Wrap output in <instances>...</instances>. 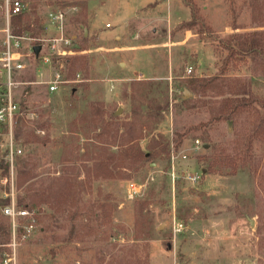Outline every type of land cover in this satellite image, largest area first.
<instances>
[{
    "label": "rangeland",
    "instance_id": "obj_1",
    "mask_svg": "<svg viewBox=\"0 0 264 264\" xmlns=\"http://www.w3.org/2000/svg\"><path fill=\"white\" fill-rule=\"evenodd\" d=\"M193 1L211 29L200 37L179 28L190 18L183 0H31L40 19L51 9L76 8L68 14L66 31L76 43L87 39L80 53L87 68L71 76L65 71L66 82L55 93L43 84L21 89L22 110L37 118L24 120L18 141L20 166L27 163L32 172L22 188L14 178L15 199L31 184L40 190L53 184L57 202L52 208H28L36 229L18 240L15 249L9 246V219L0 211V264H264L257 233L260 227L264 234V182L258 186L254 173L258 163L264 175V142L254 144V159L234 174L222 163L212 166V149L230 150L234 127L208 122L221 97L187 90V81L218 74L227 54L219 41L264 28L251 21L249 0ZM232 22L240 29L233 31ZM187 33L195 36L182 43ZM27 60L32 67L22 80L31 81L38 73L45 78L48 71L39 61L32 55ZM226 74L243 80L264 99V75L255 73L250 63L232 62ZM95 111L105 122L114 117L118 123L138 121V145L147 152L149 142L156 140V157L121 168L112 179L91 175L102 150L119 151L95 141ZM199 124L205 126L192 130ZM187 130L178 149L185 158L175 170L173 185L170 150L176 136ZM27 132L46 143L25 142ZM193 176H199L197 184ZM129 181L140 188L130 201L125 191ZM7 192L0 184V209ZM174 221L183 225L178 234ZM19 224L23 227L26 221ZM72 227L75 237L67 241Z\"/></svg>",
    "mask_w": 264,
    "mask_h": 264
},
{
    "label": "trees",
    "instance_id": "obj_2",
    "mask_svg": "<svg viewBox=\"0 0 264 264\" xmlns=\"http://www.w3.org/2000/svg\"><path fill=\"white\" fill-rule=\"evenodd\" d=\"M29 1V10L14 16L11 19L13 33L23 34L29 33L32 37L38 38L42 32V19L37 15L36 4ZM190 12V19L180 23L179 28L188 31H195L199 37L204 33H210L211 29L204 23L203 18L199 14V8L193 0H183ZM246 5L250 11V18L258 27L264 28V0H249ZM233 31H237L240 27L232 22ZM87 39L81 38L79 43L75 42V54L64 60V71L68 76L77 71H84L87 68V59L80 55L85 51ZM37 44V43H36ZM39 45V44H38ZM219 45L227 52L222 61L221 68L218 74L214 75L208 80H199L197 78L187 81V90L198 94L199 96L210 95L212 97H221L217 103V108L211 112L209 123L228 122L234 127L235 138L232 146L229 148H213L209 159L213 161L212 166L222 163L228 167L231 173H236L239 168L244 167L247 161L253 157L254 144L264 142V99L258 98L253 94L249 85L238 78L226 77L227 69L232 62L242 61L250 63L253 71L264 75V30L251 31L243 33H233L227 38L219 41ZM21 109L23 104L20 105ZM92 123L95 124L98 132L94 134L95 141L103 144L106 148L109 146H116L119 151L115 154L110 153L107 149L101 151V155L95 158L89 172L94 177H101L112 179L120 173L121 168H129L131 165H138L144 160H149L156 157L153 152L154 148L160 145L156 140L149 142L147 152L141 150L138 145L142 138V126L138 121L118 123V117L110 118L105 122L100 118V113L95 111L91 117ZM24 120L20 118L14 127V141L18 143L24 126ZM202 124L195 126L192 130H197ZM205 125H202V127ZM37 129H43V124H37ZM121 130V132H120ZM179 134L176 137V143L173 147L178 151L182 140L185 138L187 132ZM25 142L46 143L45 140H39L33 135V132L26 133ZM162 137L158 136L161 140ZM157 143V144H156ZM206 145V144H204ZM164 147L162 151H164ZM230 151V152H229ZM21 158H16V165L14 171V178L16 179V187L22 188L31 176L32 168H27L28 164L23 163L20 166ZM67 169H70L69 167ZM254 173L259 177L258 186L264 182V175L260 173L258 163L254 164ZM8 174V164L0 159V176ZM15 186V181H14ZM57 186V184H55ZM53 184L42 190L37 189L34 185L25 187L22 196H19L14 201L19 208H33L39 205L46 204L49 207H54L56 200L52 194ZM17 200V202H16ZM1 203V202H0ZM10 199L6 198L2 206L8 205ZM103 209V205L98 206ZM97 221L100 216H97ZM262 220V218H261ZM264 225V222H261ZM86 233L89 227L86 226ZM257 228V233L260 236L258 240V249L264 252V234ZM74 229L71 228L69 238L72 240ZM4 236L3 227H0V241ZM0 244H4L0 242Z\"/></svg>",
    "mask_w": 264,
    "mask_h": 264
},
{
    "label": "built area",
    "instance_id": "obj_3",
    "mask_svg": "<svg viewBox=\"0 0 264 264\" xmlns=\"http://www.w3.org/2000/svg\"><path fill=\"white\" fill-rule=\"evenodd\" d=\"M29 10L28 0H0V159L8 164L7 176L0 179L3 187H8L5 198L10 199L8 205L3 206L0 211L9 219L11 227V243L13 249L17 246L18 240H25L35 232V215L28 208H19L14 201V171L16 158L22 151L14 141V127L17 121H34L37 116L33 112H24L20 106L21 89L23 86H34L43 84L48 93H55L66 81L64 79V60L75 54V38L68 36L66 27L68 14L75 13L76 8L51 9L42 18V32L38 38L32 37L29 33H13L11 19ZM106 28L110 25L106 24ZM37 43V44H36ZM39 44V45H38ZM40 46V51L35 56L33 48ZM34 57L39 61L42 68L48 71L43 76L42 73L34 74L31 81H23L22 78L31 69L28 58ZM191 68L186 70L190 74ZM40 79V80H39ZM199 141H195L198 148ZM181 153L170 150V171L171 182L174 185L176 178L175 170L181 159L185 158ZM192 183L197 184L199 176L191 177ZM127 200H134L140 193V188L132 181L126 183L125 187ZM26 221L20 227V221ZM173 232L178 234L182 231L181 223H173Z\"/></svg>",
    "mask_w": 264,
    "mask_h": 264
},
{
    "label": "water",
    "instance_id": "obj_4",
    "mask_svg": "<svg viewBox=\"0 0 264 264\" xmlns=\"http://www.w3.org/2000/svg\"><path fill=\"white\" fill-rule=\"evenodd\" d=\"M85 36L87 35V31L85 30ZM75 48H77V46H74ZM33 51H34V54H35V56H37L38 54H39V51H40V46H35L34 48H33ZM189 93L188 92H185V96H187ZM121 113V111L120 110H118L117 112H116V115H119ZM249 222H250V224H251V226H253V221L252 220H249Z\"/></svg>",
    "mask_w": 264,
    "mask_h": 264
},
{
    "label": "crops",
    "instance_id": "obj_5",
    "mask_svg": "<svg viewBox=\"0 0 264 264\" xmlns=\"http://www.w3.org/2000/svg\"><path fill=\"white\" fill-rule=\"evenodd\" d=\"M189 15H190V13H189ZM189 19H190V18H189ZM189 19H188V20H189ZM188 20H186V21H188ZM182 22H185V21H181L180 23H182ZM194 36H195V35H190V34L187 33V35H185V37H184V40H182V43H186V41L188 40V38H191V39H192V38H194ZM73 37H74V36H73Z\"/></svg>",
    "mask_w": 264,
    "mask_h": 264
}]
</instances>
